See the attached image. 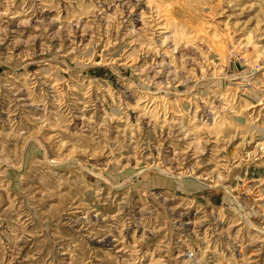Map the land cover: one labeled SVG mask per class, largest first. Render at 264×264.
Segmentation results:
<instances>
[{"label": "rangeland", "instance_id": "obj_1", "mask_svg": "<svg viewBox=\"0 0 264 264\" xmlns=\"http://www.w3.org/2000/svg\"><path fill=\"white\" fill-rule=\"evenodd\" d=\"M0 264H264V0H0Z\"/></svg>", "mask_w": 264, "mask_h": 264}]
</instances>
